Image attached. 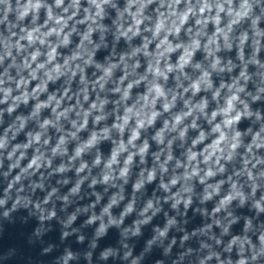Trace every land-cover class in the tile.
<instances>
[{"label":"clouds","instance_id":"obj_1","mask_svg":"<svg viewBox=\"0 0 264 264\" xmlns=\"http://www.w3.org/2000/svg\"><path fill=\"white\" fill-rule=\"evenodd\" d=\"M76 3L79 2V0H75ZM90 2L92 4H94L96 6V16H100L103 12V5L110 3V0H90ZM176 3H179V0H176ZM226 3L228 4V9H225L224 4H217L216 7V16H215V23L217 25L216 27V31L213 33V35L208 39V41L205 43L204 47L205 49L208 51L209 55H213L214 54V50L218 51L219 50V37H223L224 41H225V46L226 47H231V44L228 42L229 41V33L231 32V28L232 25L237 23L238 20L244 16L248 15V11L250 10V6L247 3V0H244V3L242 4V9L243 11H238L233 13L231 5H232V0H226ZM56 4L62 5L63 4V0H56ZM40 7V4L37 2L35 4L32 3V0H29L28 5L25 6L23 8V10L20 12V17L23 18L25 15H27L29 9H38ZM131 8V4L129 5V8H126L125 11L129 12V9ZM205 9H207L208 11L212 10V6L207 4V0H205V4L203 7H201L200 9V14L203 15L205 12ZM67 11V9H65V12ZM191 9H189L188 12H186L183 17L180 18L179 24H176L174 26V28L172 29V31H174L175 33H179L180 31V27L187 21L188 19V15L191 13ZM227 12L228 15H235L236 19H233L230 24L227 26V30L219 27L220 25V14ZM131 15L134 16L135 19V14L130 13ZM75 15V13H73V16ZM72 17H69V19H71ZM91 18V17H86V19ZM49 19H53L51 16V10L49 9ZM57 24H61L60 28H56V27H52L49 28L48 32L43 33L42 36H36L35 33L39 32V29H33L32 32L28 33L27 39L29 40V42H34L36 40L39 41V43L41 45H44L46 43V38L51 36L52 34H56L57 36H60L63 34V43H68V35L69 34H64L63 33V27L66 26V21H63V18H56L55 21ZM93 22H95L93 20ZM47 23V22H46ZM142 23V21L140 19H135V25H136V32L139 31V25ZM197 23H207V21H201V20H197ZM159 30V29H158ZM93 31L92 28H89L88 30V34L84 36V39H88L89 35L91 34V32ZM128 32H133L132 27H129L127 30L123 31L121 34L122 35H127ZM136 32H133V35L136 34ZM171 34V33H169ZM247 40V36H243L240 38V46H241V57L243 56V45L245 43V41ZM83 43V41L81 42ZM168 43L167 41V35L164 37L163 40H161L160 44L157 45V48H160L162 44ZM215 45V49L212 48V46ZM200 41L199 40H193L192 44L190 46H188L187 48H185L183 54L180 57V62L177 65V68L183 73V69L186 65H188L191 62V58L194 54V52L200 48ZM51 47V51L48 53V58L47 61L45 63H51L52 61L55 60L56 58V47L55 46H50ZM145 48H147V44H145L144 46ZM184 47L183 45H176L175 47L169 45V47L167 49H165L166 52H171V51H175L177 48H181ZM147 54V53H146ZM40 55V53L37 51L32 55V60L35 61L37 59V57ZM164 52L160 53V56H163ZM77 57H73V59H76ZM90 59V58H89ZM67 63V61L65 62ZM220 59L218 57H215L213 59L212 62V68L213 69H218L219 71L223 72L224 71V67H219L220 66ZM160 59L157 58L156 62L154 65H149L148 68V72L151 73L154 77H163L164 80L168 79V72L173 71V67L171 64H168L166 66V68L164 70H161L160 68ZM37 69H42L45 67V64H37ZM113 67H115V65H113ZM196 67H199V65H197ZM59 65L55 66V70L57 72H59ZM229 70H231L229 68ZM48 77V79H52L53 77L51 76L50 73H45ZM110 74V69L106 71V75ZM33 78H35V71H33L32 73ZM73 75H75V73L73 72ZM210 73L207 71H202V75L200 78H198L197 80L192 81L187 87L183 88V92L182 93H173L171 96V99H169L167 93L165 92L163 86L158 83V82H153L151 87L148 89V93L142 97L143 103L140 105L139 109L137 111H133V109L131 107L127 108L125 111V115L123 117V123L122 124H116L114 125V127L119 128L121 132L124 131V126L127 125L129 123V121L132 119L133 116L136 117L135 120V128L132 130V135L131 138L129 140V144H132L133 141L137 140L140 137V129L145 128L146 126H151L154 121L156 120V117L159 116L161 113L159 111H156V102L157 100H163V111L167 112L169 111L177 98V95H180L181 97H183V95L185 93H188L189 91L192 92V95H196L197 93H199L201 91V83H204L206 85V88L210 89L212 88V83H211V79H210ZM241 76H244V73H241ZM245 79H247V77H244ZM103 77L98 79V83L100 82V80H102ZM123 77L121 78V82H123ZM141 80L145 79V77H141ZM178 79V78H177ZM135 83H140V80L135 81ZM238 81H234L233 84L231 85H224L221 84L220 88L216 89L213 92V99L217 100V102L219 103V98H220V92L221 89L227 87L229 93H231L230 95H227L226 98L224 99V107L222 108H217L216 110L212 111L211 116L208 117L207 113L205 112V109L208 106V101L206 99L202 100L200 103H196L193 104L191 102V100H185V108L187 109L186 111H183L182 113L176 115L174 118H172L171 120H165L163 127L160 128V130L156 133L154 139H156L159 143H163L164 142V133L167 131L169 133H175L176 136H178L179 138L183 139L189 128L192 129H197L198 125H197V120L199 119V117L196 115L197 112H199L200 114L205 115V117L208 119V123L212 124L213 121L216 120L217 116H222L223 120L221 121V123H217L214 124L213 128H212V132L213 133H218V135L216 136L215 139H213L210 143L205 144V146L200 149L199 151H193L192 148H195L198 144H200L201 142H203L205 140V133L203 131L199 132V135L197 137V139L192 141V147L189 148V154H188V161H189V165L191 166V171H187L186 170V177H191V176H198L199 175V171H200V161L198 160V157L202 156L203 157V163L204 164H209L214 163L217 166V171H224V166L220 163V161L222 159L224 160H231L233 154L235 153L236 149L240 146V140L239 137L241 135V133L239 131H236L235 134L229 138L228 136V129H231L233 125L238 124L241 120L242 116H249L252 113L248 110V105L241 100L239 93L244 91L243 86L237 87ZM132 83H129L127 85V87L124 89V97L127 98L130 89L132 88ZM101 87H103V84L101 83ZM234 89V90H233ZM46 90V81L44 82V84L42 85H37L36 88L33 89V92H42ZM116 91H120L119 88L116 89ZM67 96V89L65 90L64 96L61 97L60 100H56V105L55 107H53V111L55 112L57 110V108H59L60 104H61V100ZM87 98V97H85ZM27 99V94H25V100ZM55 97H49V101L45 102V103H41L39 105H37V109H39L40 107H47L49 106V104L51 103L52 100H54ZM69 99H71L69 97ZM237 104L243 105V111L239 110L237 108ZM93 107H96V105H93ZM12 109H9V111H11ZM67 111V110H66ZM66 111H61L58 114L59 116H63L66 114ZM234 113V114H233ZM87 115V113L85 114ZM191 117V121L187 124L184 123V121ZM97 120L101 119V117H97ZM51 122L48 120H45L44 123L41 125V127H46L48 124H50ZM87 123V120L84 121V124H81L80 127H84ZM106 134V133H105ZM72 135H75L74 133ZM176 137L174 136L173 139H175ZM35 141L37 143H39L40 141V134L37 133L36 136L34 137ZM97 137L94 135L92 140H90L88 142V144H86L84 147H91L95 141H96ZM45 144L48 143L47 140L44 141ZM60 144L64 143V138L61 137L60 139ZM169 146L171 145L172 141L169 140ZM3 144L2 142H0V147H2ZM133 147H135V145H133ZM257 147H259V145H257ZM59 148V145H57V148H53V152H56ZM148 149V144L147 142L144 143L143 147H141L139 149V154L141 155V159L143 160V156L144 153L147 152ZM125 146L124 144L121 142L119 148H117L113 154L111 159L107 162V164L105 165V167L107 169L112 170L113 165H116L118 163L117 161V157L118 155L125 151ZM83 151V147L82 148H78L76 155L79 156L80 153ZM248 151H251V146H249ZM226 153V155H225ZM133 155H135V153H129L127 158L124 161V167L121 169L120 171V176L121 177H125L127 175L128 172V165H130L132 163V158ZM39 159V157L34 158L33 160H31L28 164L29 168H32L34 165L36 167H39V165L37 164V160ZM172 157L169 154L167 157V160H171ZM167 160L165 161V164L167 163ZM101 161L99 159V157H97L95 163L99 164ZM247 163V161H246ZM85 167H87L86 164H82L81 168L78 169V171H82ZM253 167H255V165H253ZM161 168L163 171H167V169L164 167V165H161ZM215 173L213 172L212 168L209 167L207 169V171H205L204 176L201 177V182L204 181V179H206L207 177H211L214 176ZM249 178L252 177V173L251 171L248 172ZM155 177V171H150L148 173V177L147 179L149 181H151L152 179H154ZM110 178V175H105L104 176V181L107 182ZM177 183V178H174L170 181L171 185H175ZM220 183H223L222 181ZM143 181H140L138 183H136L134 185V188L136 190H139L140 187L142 186ZM162 187L165 188V190L167 191L169 188L168 184H162ZM214 192L218 193L219 192V184H217L216 188L214 189ZM174 195H178V194H174ZM212 195V193H208L205 197V199L210 198ZM237 196L240 197L241 203L244 202V195L242 192L237 190V184L235 182L232 183V191L229 192L227 195H225L221 201H220V207L216 208L215 211H220L221 207H225L226 205H228L233 199H235ZM115 199H113L112 203H115ZM190 200L185 201V205L187 206L188 203H190ZM4 201L0 200V204H3ZM180 200L176 199V204H179ZM111 207V204L108 206ZM152 202L149 201L147 207L144 209L145 212H147L148 209L152 208ZM173 207H175V204L173 205ZM256 207L261 210L264 211V207H261V205L259 204V202H257ZM107 208L105 209V212H107ZM128 212L132 211V205L129 204L127 210ZM54 215V213H53ZM161 235H164L163 232H161ZM241 264H244V261H241Z\"/></svg>","mask_w":264,"mask_h":264}]
</instances>
